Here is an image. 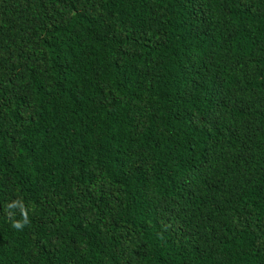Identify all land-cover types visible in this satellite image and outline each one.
<instances>
[{
  "label": "trees",
  "instance_id": "trees-1",
  "mask_svg": "<svg viewBox=\"0 0 264 264\" xmlns=\"http://www.w3.org/2000/svg\"><path fill=\"white\" fill-rule=\"evenodd\" d=\"M0 264H264V0H0Z\"/></svg>",
  "mask_w": 264,
  "mask_h": 264
}]
</instances>
